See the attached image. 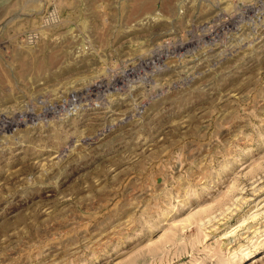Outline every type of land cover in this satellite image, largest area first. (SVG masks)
<instances>
[{
  "label": "rangeland",
  "instance_id": "obj_1",
  "mask_svg": "<svg viewBox=\"0 0 264 264\" xmlns=\"http://www.w3.org/2000/svg\"><path fill=\"white\" fill-rule=\"evenodd\" d=\"M0 264H264V0H0Z\"/></svg>",
  "mask_w": 264,
  "mask_h": 264
}]
</instances>
